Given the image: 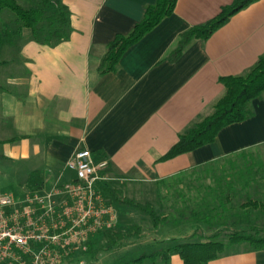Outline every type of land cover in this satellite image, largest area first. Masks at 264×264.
Segmentation results:
<instances>
[{
  "label": "crops",
  "instance_id": "0c3cea01",
  "mask_svg": "<svg viewBox=\"0 0 264 264\" xmlns=\"http://www.w3.org/2000/svg\"><path fill=\"white\" fill-rule=\"evenodd\" d=\"M233 1L178 0L174 13L104 75L98 67L107 45L130 33L156 0H62L71 13L68 41L49 47L23 30L0 43V166L6 165L0 174L15 184L0 189L22 196L34 172L44 189L71 182L67 161L77 149H88L95 162L108 163L107 188L140 202L158 200L161 212L169 205L160 200V185L264 145L263 94L252 101V116L224 128L214 143L161 160L224 95L220 78L247 74L264 55L259 0L206 42H193L179 60L169 59L183 32ZM168 264L184 263L174 255ZM209 264H264V251L239 250Z\"/></svg>",
  "mask_w": 264,
  "mask_h": 264
},
{
  "label": "trees",
  "instance_id": "16d2710c",
  "mask_svg": "<svg viewBox=\"0 0 264 264\" xmlns=\"http://www.w3.org/2000/svg\"><path fill=\"white\" fill-rule=\"evenodd\" d=\"M177 1L156 0L153 5L147 6L142 21L136 24L130 33L116 35L107 45L98 67L99 73L104 75L115 72L128 49L139 43L174 13ZM257 1L259 0H234L232 4L222 7L219 14L209 22L189 28L180 35L169 59L172 62L179 60L193 42H206L233 16ZM20 2L22 0H0L1 44L19 37L23 30L30 31L31 39L36 43L49 47L58 46L69 40L72 33L71 13L62 0H26L27 5ZM4 13H11L15 18L2 17ZM219 81L225 89L224 95L215 103L209 115L179 135L178 142L164 155L162 161L210 145L224 128L242 123L252 116V101L264 94V55L247 74L223 77ZM252 152L253 149L244 150L224 160L189 171L192 175L199 172L210 176L211 173L214 175L216 173L214 165L220 162L229 164V169L222 165L221 175H215L210 183L203 184L200 182L202 179L198 177L194 182L199 183L198 187L194 186V190L197 189L194 197L187 199L181 192L178 197L173 198L174 204L167 208L168 211L175 210L177 217L185 220L179 222L201 224L207 227V230L215 231L214 235L202 242L171 244L166 247L161 245L162 242L151 245L134 243L135 247L118 258L115 264H168L174 255L179 256L184 264H209L237 252L236 247L243 246L245 251L250 252L264 251V229L252 226L231 232L223 230V235L216 231L220 227H242V221L250 212L264 214V201L259 198L260 194V197L264 196V191H261L264 182V162L257 161L258 156H254ZM42 185L39 173L34 172L29 176L28 189H40ZM99 187L113 204L128 207L148 216L155 228L172 223L164 206L160 212L152 203H141L126 198L122 191L107 188L101 183ZM252 190L255 191V195L251 193ZM239 193L246 195V202L235 206L233 201ZM159 197L162 202L167 200V197L161 195ZM178 200H181V203L176 207ZM142 233V227L139 225L115 228L102 233L91 242L89 259L94 264L101 253L122 248L129 244L130 240L137 241ZM221 237L225 238V242L220 240Z\"/></svg>",
  "mask_w": 264,
  "mask_h": 264
},
{
  "label": "built area",
  "instance_id": "2783aa9c",
  "mask_svg": "<svg viewBox=\"0 0 264 264\" xmlns=\"http://www.w3.org/2000/svg\"><path fill=\"white\" fill-rule=\"evenodd\" d=\"M107 167L77 149L65 165L71 182L19 197L0 189V264H93L91 242L117 226L112 201L99 187L108 181Z\"/></svg>",
  "mask_w": 264,
  "mask_h": 264
},
{
  "label": "rangeland",
  "instance_id": "374dc122",
  "mask_svg": "<svg viewBox=\"0 0 264 264\" xmlns=\"http://www.w3.org/2000/svg\"><path fill=\"white\" fill-rule=\"evenodd\" d=\"M22 2L25 5H27L26 0H22ZM22 2L20 3L22 4ZM2 17L15 18L11 13H4ZM252 153L254 156H258L257 161L264 162V145L254 148ZM222 165H225V168L229 169L228 163L220 162L219 164L214 165L213 169H215L216 171L215 173L216 176H218L219 174L221 175L220 168L222 167ZM4 166H6L5 163L1 164L0 166V171L2 173L4 172V169L6 168V167L4 168ZM227 172H229V170H227ZM215 175L214 173H211L209 176V175L201 174L199 172L192 175L191 172H188L186 174H183L182 177L179 178L178 180L171 181L170 183H167L164 186L160 185L159 194L162 197H167L166 198L167 200H165L164 202L167 206L169 205L168 207H171L175 202L173 198L178 197V195L181 192L187 199L188 197L190 198L194 197L195 195L194 193L197 190V189L194 190L195 188L194 186L198 187L199 185L198 182L197 183H194V182H196L195 180L198 179V177L202 179L200 182H202L203 184H206V183L212 182L213 179L215 178ZM6 178L7 177L4 174L2 175L0 174V188L6 189V188H9L8 186L10 185L11 186L15 185L14 183H12L13 181L9 183L6 180ZM17 178L18 176H16V180ZM11 179L14 180L13 178ZM191 186L193 188H191ZM190 188H191V191H190ZM261 191H264V182H263V187ZM5 192L9 193L10 191L6 190ZM251 193H254L255 195L254 190H252ZM260 195H259L260 200L264 201V196L260 197ZM153 198L154 196H152V199ZM153 200H155V198ZM178 201L179 202H177V204L175 205L176 207L180 206L178 203H181V200H178ZM144 202H141V203H144ZM244 202H246V195L239 193L236 199H234L233 204L235 206H238ZM152 204L157 208L158 200L153 201ZM114 207L118 215L116 228H124L130 225H139L142 227L143 233L141 237L139 238V240L137 241L133 242V240H130L128 242L129 244H125V246L122 248H118V249L116 248L113 251L101 253L98 256L99 259L96 264H115L118 258H120L127 251H130L132 248L135 247L133 245L134 243L139 244V245H149V244L151 245L154 243L162 242L161 245L163 247H166L171 244L202 242V241L207 240L208 238H210L212 235L215 234V231L207 230V227H204L201 224L192 223V222L183 223L182 221H185V220L178 218L175 210L168 211L166 209L165 211L168 214V217L170 218V221H172V223L160 225L159 227L155 228L151 220L149 219V217L142 214L141 212H138L136 210L130 209L128 207H125L119 204H114ZM244 219L245 220H243L241 224L242 227H229V228L220 227L218 228L219 230H216V231H218L220 235H223L224 234L223 230H225V232H231V231H234L235 229L243 230V229H248L249 227H252V226L264 229V214L253 211V212H250L248 215H246ZM179 220H182V221L179 222ZM201 230H203V232ZM220 240L225 242V238L223 237H221ZM243 248L244 247L242 246V247H236L235 249L239 251V250H244Z\"/></svg>",
  "mask_w": 264,
  "mask_h": 264
}]
</instances>
